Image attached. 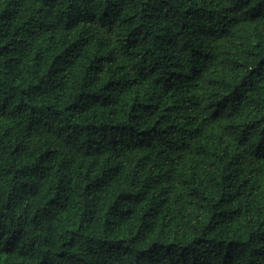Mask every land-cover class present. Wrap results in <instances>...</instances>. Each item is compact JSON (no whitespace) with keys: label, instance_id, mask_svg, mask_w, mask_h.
Masks as SVG:
<instances>
[{"label":"trees","instance_id":"1","mask_svg":"<svg viewBox=\"0 0 264 264\" xmlns=\"http://www.w3.org/2000/svg\"><path fill=\"white\" fill-rule=\"evenodd\" d=\"M0 264H264V0H0Z\"/></svg>","mask_w":264,"mask_h":264}]
</instances>
